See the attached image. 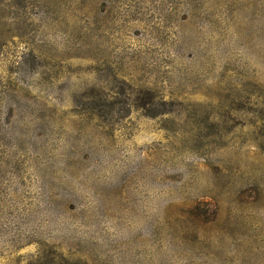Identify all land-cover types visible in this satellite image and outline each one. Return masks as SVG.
I'll use <instances>...</instances> for the list:
<instances>
[{"label": "rangeland", "instance_id": "obj_1", "mask_svg": "<svg viewBox=\"0 0 264 264\" xmlns=\"http://www.w3.org/2000/svg\"><path fill=\"white\" fill-rule=\"evenodd\" d=\"M0 264H264V0H0Z\"/></svg>", "mask_w": 264, "mask_h": 264}]
</instances>
